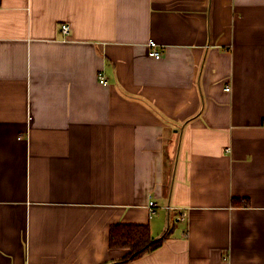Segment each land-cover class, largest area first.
Here are the masks:
<instances>
[{
    "label": "crops",
    "instance_id": "crops-1",
    "mask_svg": "<svg viewBox=\"0 0 264 264\" xmlns=\"http://www.w3.org/2000/svg\"><path fill=\"white\" fill-rule=\"evenodd\" d=\"M116 224L264 264V0H0V264L114 263Z\"/></svg>",
    "mask_w": 264,
    "mask_h": 264
},
{
    "label": "trees",
    "instance_id": "trees-1",
    "mask_svg": "<svg viewBox=\"0 0 264 264\" xmlns=\"http://www.w3.org/2000/svg\"><path fill=\"white\" fill-rule=\"evenodd\" d=\"M171 231L168 230L155 239L148 225H113L109 235V247L111 250H125L127 254L121 260L108 264H127L158 249L171 236Z\"/></svg>",
    "mask_w": 264,
    "mask_h": 264
},
{
    "label": "built area",
    "instance_id": "built-area-1",
    "mask_svg": "<svg viewBox=\"0 0 264 264\" xmlns=\"http://www.w3.org/2000/svg\"><path fill=\"white\" fill-rule=\"evenodd\" d=\"M70 31H71V27H70L69 24H63L61 26V32L64 35V38H67L69 36ZM149 47H150V56L153 57V58H156V59H160L161 56H162V54L157 49L158 44L155 41H151L149 43ZM98 78H99V82L101 84H104V85L107 84V80H106V77H105V75H104L103 72L99 73ZM230 90H231V88L230 87H227V91H230ZM155 206H156L155 202L154 201H151L150 208L151 209H154ZM151 212L153 213L154 210H151ZM179 219L180 220H185V215L182 214ZM228 261H229V257H224L225 264H228Z\"/></svg>",
    "mask_w": 264,
    "mask_h": 264
}]
</instances>
